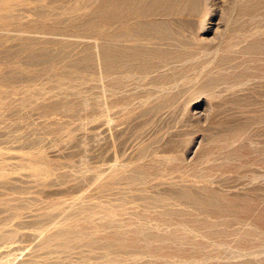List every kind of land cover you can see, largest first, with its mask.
<instances>
[{
	"label": "rangeland",
	"instance_id": "1",
	"mask_svg": "<svg viewBox=\"0 0 264 264\" xmlns=\"http://www.w3.org/2000/svg\"><path fill=\"white\" fill-rule=\"evenodd\" d=\"M0 264H264V0H0Z\"/></svg>",
	"mask_w": 264,
	"mask_h": 264
}]
</instances>
